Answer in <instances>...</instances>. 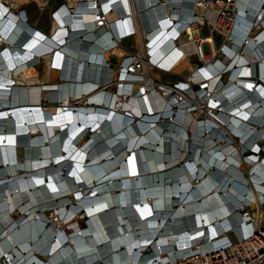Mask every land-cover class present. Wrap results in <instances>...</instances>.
<instances>
[{
	"label": "bare ground",
	"instance_id": "obj_1",
	"mask_svg": "<svg viewBox=\"0 0 264 264\" xmlns=\"http://www.w3.org/2000/svg\"><path fill=\"white\" fill-rule=\"evenodd\" d=\"M236 4L243 20L220 43L187 29L209 44L205 64L224 47L201 72L190 46L179 58L187 40L174 45V24L172 35L171 22L146 35V60L162 67H149L151 77L168 84L169 69L187 72L182 89L206 83L194 112L189 98L169 101L120 73L125 39L95 35L88 19L67 14L46 27L0 9V264H153L201 249L244 193L262 197L264 184L243 175L256 164L238 165L237 142L264 133L254 123L264 116V34L243 38L260 10ZM181 6L176 17L189 9ZM199 223L212 224L205 232ZM142 236L153 246L137 254Z\"/></svg>",
	"mask_w": 264,
	"mask_h": 264
},
{
	"label": "built area",
	"instance_id": "obj_2",
	"mask_svg": "<svg viewBox=\"0 0 264 264\" xmlns=\"http://www.w3.org/2000/svg\"><path fill=\"white\" fill-rule=\"evenodd\" d=\"M181 1H185L189 9H185L181 16L176 17L173 11L182 7ZM249 1L257 4L260 11H258V17L252 22L251 27L244 32L243 38L254 34L256 30L257 33L254 35V40H256L261 34H264V22L261 21V18L264 17V0ZM236 2L237 0H0V9L6 11L7 15L17 16L27 11L25 8L27 5L33 4L39 12L48 10V16L52 21L58 22L60 17L67 14L73 15L74 18L77 17L81 23L88 19V25L92 26L91 32L95 31V35L98 36L108 34L109 41L114 43L120 39L136 37L140 44L142 41V45L129 47L126 56L119 63L120 73L133 76L135 82H146L151 91L157 92L163 98L168 97L169 101L172 99L181 101L185 97L189 98L192 103H195L191 107L194 109H190L189 112H194L197 106L201 105L197 102L196 97L201 92L200 89L205 88L206 83L200 84V88H198V84L202 81L191 83L187 90L180 87L178 80L163 84L159 79L151 77L148 73L149 67L157 70L162 67L158 63L152 62L150 58L146 60V54L150 57L149 49L151 48L150 40H147L146 35L153 29L152 23L155 26L157 24L162 26L167 22L171 23L165 26V29L169 30L167 32L169 35H172L170 30L174 24L176 31L172 38L174 45L178 44V38L181 36H185L187 40L183 44H179L181 48L179 58L183 55V51H187L190 46L192 49L190 53L195 57L194 68L201 72L204 68L218 64V56L224 54V47L222 46L216 51V58L212 62L205 64L207 51L210 50L209 44L201 38L202 35L197 29H193V34H190L187 29L193 26L204 27L214 37L218 35L223 40L224 32L232 31L236 22L238 28L239 20H243ZM115 7H119L123 13L115 15L113 12ZM76 13L78 15H75ZM113 16H115L114 19H112ZM33 35L30 34L32 38H37L34 37L37 35ZM39 42L44 43L45 46L48 45L46 39H40ZM47 51L48 49L43 55L51 53V51L49 53ZM166 73L172 74L169 69ZM118 79L122 80L120 77ZM260 83H264V81L257 83V87L261 85ZM193 91L195 95L192 94ZM201 117L204 115L202 114ZM257 122L254 123L258 129H264V116L258 117ZM250 141L251 143H247L245 146L243 145L245 142H237V155L242 158L238 165L243 164V166L247 165L251 168L256 164V167L248 173L244 170L243 175L248 182L264 184V133L257 134L256 139ZM248 185L245 184L246 187ZM261 196L256 201L248 200L244 193L238 198V201L230 202L229 213L236 217H229L228 222L221 223L224 224L223 231H217L209 239L203 238L204 242L201 243L206 244L201 249L185 250L181 255L172 254L168 259L162 261L152 260L153 264H264V192ZM237 202L240 204L238 205ZM211 224L202 226L199 223L198 225L201 231L205 230L206 232ZM200 234L199 236H203V233ZM142 238L143 236L139 238V240L141 239L140 250L139 246L135 248L138 250L137 254L144 253L146 250L152 249L153 246V236L146 241Z\"/></svg>",
	"mask_w": 264,
	"mask_h": 264
},
{
	"label": "rangeland",
	"instance_id": "obj_3",
	"mask_svg": "<svg viewBox=\"0 0 264 264\" xmlns=\"http://www.w3.org/2000/svg\"><path fill=\"white\" fill-rule=\"evenodd\" d=\"M26 15L29 18V21L31 22L32 19L33 20H37L38 24L40 26H46L49 27L50 24V18L48 16V10L43 11V12H39L36 7L33 4L27 5L26 7ZM208 33V30L206 28L202 29V34L205 35ZM215 40L220 43L221 42V38L217 35H215ZM130 44H133V41H130ZM112 62V60H110ZM195 61V59H193V62ZM169 75L167 73H165L163 76ZM166 78V77H164ZM172 78L174 77H169V82L172 80ZM168 82V81H167ZM80 225L83 226V221L80 220Z\"/></svg>",
	"mask_w": 264,
	"mask_h": 264
},
{
	"label": "crops",
	"instance_id": "obj_4",
	"mask_svg": "<svg viewBox=\"0 0 264 264\" xmlns=\"http://www.w3.org/2000/svg\"><path fill=\"white\" fill-rule=\"evenodd\" d=\"M46 29H47V28H46ZM131 40H132V39H125V40H122V48H123V52H124V54L127 53V50L129 49L130 45H132V44H130V41H131ZM132 41H133V40H132ZM111 60H112V62H110L111 65H112V66H115V65L117 64V59H116L114 56H112V57H111ZM184 75H187V72H185L183 75H179V74H169V75L164 76V77H166V78H163L164 80H162V81H168V82H169V77H174V78H172L171 81L180 80V79H183V78H184ZM59 79H60V76H59ZM160 81H161V79H160ZM171 81H170V82H171Z\"/></svg>",
	"mask_w": 264,
	"mask_h": 264
},
{
	"label": "water",
	"instance_id": "obj_5",
	"mask_svg": "<svg viewBox=\"0 0 264 264\" xmlns=\"http://www.w3.org/2000/svg\"><path fill=\"white\" fill-rule=\"evenodd\" d=\"M31 108H29V110H30Z\"/></svg>",
	"mask_w": 264,
	"mask_h": 264
}]
</instances>
